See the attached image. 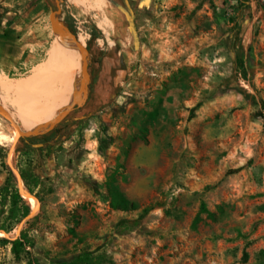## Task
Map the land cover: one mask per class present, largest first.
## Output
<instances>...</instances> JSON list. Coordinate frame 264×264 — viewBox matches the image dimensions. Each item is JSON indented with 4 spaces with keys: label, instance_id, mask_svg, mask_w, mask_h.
Returning a JSON list of instances; mask_svg holds the SVG:
<instances>
[{
    "label": "rangeland",
    "instance_id": "obj_1",
    "mask_svg": "<svg viewBox=\"0 0 264 264\" xmlns=\"http://www.w3.org/2000/svg\"><path fill=\"white\" fill-rule=\"evenodd\" d=\"M61 1L81 106L24 139L0 115V264H264V0ZM55 10L0 0L21 131L4 85L46 61Z\"/></svg>",
    "mask_w": 264,
    "mask_h": 264
},
{
    "label": "bare ground",
    "instance_id": "obj_2",
    "mask_svg": "<svg viewBox=\"0 0 264 264\" xmlns=\"http://www.w3.org/2000/svg\"><path fill=\"white\" fill-rule=\"evenodd\" d=\"M82 57L74 41L56 29L46 61L14 87L4 85L7 96L14 97L8 99L24 129L32 132L44 129L65 109L81 101L78 77Z\"/></svg>",
    "mask_w": 264,
    "mask_h": 264
},
{
    "label": "water",
    "instance_id": "obj_3",
    "mask_svg": "<svg viewBox=\"0 0 264 264\" xmlns=\"http://www.w3.org/2000/svg\"><path fill=\"white\" fill-rule=\"evenodd\" d=\"M55 1V5H56V10L51 12L50 14V22L52 24V26L63 32L65 35H67L69 38H71L77 49L82 53L84 59H83V69L85 70L86 69V57H87V52L85 50H83L79 43L76 41L75 37L70 34L68 32V30L65 28V26L63 25H60L58 24V19H57V16L60 14V3H62L61 0H54ZM56 23V25L54 24ZM84 75L86 76V72H84ZM82 91H83V87L81 88ZM81 105L79 104V102L76 104V107H80ZM74 107H71V108H68V109H65L62 114L60 116H57V118H55L46 128L42 129V130H39V131H36V132H32V131H21L19 126L12 120V118L9 116V114L4 110V108L2 106H0V115L2 117H4L10 124L11 126L13 127V129L15 130L16 132V135L19 136L20 138H29V137H33V136H40V135H44L50 131L53 130V128L58 125L59 123H61L65 117L67 116V114L73 109ZM35 147H40L41 145L40 144H37V145H34ZM26 197H28V195H25Z\"/></svg>",
    "mask_w": 264,
    "mask_h": 264
},
{
    "label": "trees",
    "instance_id": "obj_4",
    "mask_svg": "<svg viewBox=\"0 0 264 264\" xmlns=\"http://www.w3.org/2000/svg\"><path fill=\"white\" fill-rule=\"evenodd\" d=\"M60 6H62V3L60 4ZM64 12L62 11L58 16H57V19L58 21H60L64 26L65 28L68 30V32L70 34H72L73 36H75V32L73 31V29L71 28V25L65 21L64 19ZM98 35L99 33L97 32H92L91 34V37L92 39H97L98 38ZM104 53L103 52H99L98 55H92L91 58H92V62L94 64V68H95V71H96V78H95V82H97L98 80V74L100 72V69H101V66H102V62H103V59H104ZM236 65L238 67V73L242 75V78L246 81L247 80V76H246V71L244 70L243 68V62L242 60H240L239 58L237 59V62H236ZM96 66V67H95ZM256 116L259 117L263 122H264V102L263 101H258L257 102V111H256ZM63 123V121L61 123H59L58 125H56L53 130L50 132V134L54 131L57 130V128ZM44 136H41V141L38 140L37 142L38 143H45L46 140L43 139ZM121 203H122V207L124 209H127L128 207H131V203L127 202V201H124L121 199ZM36 220V217L32 218V220L30 221V223L34 222ZM19 240L18 239L17 241L13 242V245L16 246L18 243H19ZM82 264H88V263H82Z\"/></svg>",
    "mask_w": 264,
    "mask_h": 264
},
{
    "label": "crops",
    "instance_id": "obj_5",
    "mask_svg": "<svg viewBox=\"0 0 264 264\" xmlns=\"http://www.w3.org/2000/svg\"><path fill=\"white\" fill-rule=\"evenodd\" d=\"M14 49L11 45H6L5 43L0 42V56L4 55V58H7V56L13 55Z\"/></svg>",
    "mask_w": 264,
    "mask_h": 264
},
{
    "label": "flooded vegetation",
    "instance_id": "obj_6",
    "mask_svg": "<svg viewBox=\"0 0 264 264\" xmlns=\"http://www.w3.org/2000/svg\"><path fill=\"white\" fill-rule=\"evenodd\" d=\"M24 139V138H23ZM34 145H36V144H34ZM41 146H42V144H40Z\"/></svg>",
    "mask_w": 264,
    "mask_h": 264
}]
</instances>
